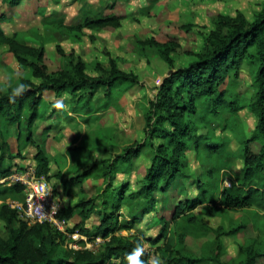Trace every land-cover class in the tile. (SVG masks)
<instances>
[{"label":"trees","instance_id":"1","mask_svg":"<svg viewBox=\"0 0 264 264\" xmlns=\"http://www.w3.org/2000/svg\"><path fill=\"white\" fill-rule=\"evenodd\" d=\"M4 1L16 4L20 0ZM81 12L82 19L77 24L64 26L62 21L57 22L75 39H80L83 28H118L121 25L120 16L103 15L102 11L96 14L92 7H85V3ZM215 25L205 36L200 51L186 52L194 57L193 60L179 67H172L171 57L179 46L177 43L146 40L145 43L154 46L172 70L143 108V138L126 146L113 158L96 161L89 158L93 145L87 146L85 142L67 151V154L82 153L81 170L69 167L65 173L58 171L53 175L60 180L64 195L70 196L73 184L84 177L103 178L104 191H108L117 171L141 174L133 193L126 196L128 185L121 184L114 193L116 201L109 205L103 201L104 212L99 225L90 230L82 221L76 224L75 228L87 236V242L102 238L101 248H70L62 232L48 223L29 225L21 221L16 211L3 202L0 220L8 227V234L6 237L0 234V264H128L127 256L139 245L143 233L123 236L117 232L132 229L136 232L140 217L119 221L116 213L122 204L140 206L142 216L152 212L156 210L158 194L160 209L166 212L170 208V217L166 220L160 216L158 234L148 239L156 246L163 264H264V4L252 20L241 12L235 16L219 14ZM28 35L37 38L36 31L6 36L0 29V44H6L20 66L29 69L23 76L9 73L14 79L9 76L8 85L0 87V177L11 173L10 167L2 165L4 152L18 157L34 143L32 127L44 102L45 91H53L56 95L68 93L72 108L81 113L80 104L91 105L99 88H104L102 108L106 109L119 85H124L122 95L140 82L135 73L120 69L107 52L108 67L95 62L97 75H89L79 56L73 51L65 53L59 46L57 52L62 57V66L56 72H49L43 39L40 38L39 47H30L25 43ZM242 65H246L251 74L252 98L244 95V89H239ZM31 77L40 82L33 83ZM20 85L24 86L23 90L16 94ZM245 108L257 119L249 136L239 117V112ZM26 109L28 116L24 118ZM215 124L221 130L230 131L238 144L235 151L216 133ZM13 131L16 132L15 148L9 140ZM190 146L198 162L206 166L200 172L188 168L186 150ZM144 148L152 150L146 168L134 163V158ZM34 159L36 175L50 179L43 144L36 147ZM237 159L243 161L241 168L236 167ZM225 177L231 180L229 187L222 184ZM8 187L11 192L23 193V186L18 183ZM92 204L90 198L79 200L72 207H62L59 217L69 219L79 211H89ZM199 206H203V214L211 217L243 211L248 222L238 223L228 231L222 226L213 228L194 213ZM109 207L111 211L107 210ZM14 224L17 227H13ZM241 230L245 238L238 245V257L233 258L222 238L236 236ZM139 260L148 264L144 253Z\"/></svg>","mask_w":264,"mask_h":264},{"label":"rangeland","instance_id":"2","mask_svg":"<svg viewBox=\"0 0 264 264\" xmlns=\"http://www.w3.org/2000/svg\"><path fill=\"white\" fill-rule=\"evenodd\" d=\"M101 1V4L97 7L105 5L112 0ZM79 2L85 3L86 0H79ZM129 2L133 3V7L137 8H134L129 14L124 15V13L128 11L125 10L128 9V4L131 5ZM262 2V0H122V2L119 3L117 1L116 4H119V7H116V11L122 13V16L124 15L121 26L111 30L110 34H101L99 42L107 43V45L99 44L103 49H109L112 54L117 55L115 61L119 68L123 71L135 73L139 77L140 82L132 86L122 95H120V92L124 88V85H119L113 92V100L110 102L109 108H102L105 103L103 95L105 92L104 88H99L97 90L91 105L84 103L80 104L79 107L82 112L80 116H78L79 122L73 118L75 121L70 125L73 128L76 139L80 138L81 143L87 142V146L93 145L95 147L93 149V155L97 159L113 158L115 154L122 152L126 146L131 145L134 141L141 140L144 135L145 123L143 108L147 105V99L155 94L156 87L161 84L163 78L172 70V68H170L158 55L156 48L152 45H147L145 41L152 40L159 43L174 41L177 43L179 46L172 52L171 57L173 60L172 67H179L187 64L194 58L186 52H198L201 50L205 36L216 26L217 15L235 16L238 12H241L247 19L252 20L255 17L254 11L262 5ZM85 7H89V5L85 4ZM97 7L92 6V12L96 14L100 13L97 12ZM54 16V19L58 18L57 15ZM87 49L89 50H83L85 54L90 52V47ZM104 52L103 50L101 52L103 57H105ZM86 58L88 61V64H86L87 73L90 75H97V72L94 70V64L98 61L93 60L97 59L96 56L93 57V54L90 53ZM49 64L53 67L59 64L61 68L62 61L58 58L55 60L51 59ZM102 65L105 68L108 67L107 64ZM9 76H11V79H14L13 75L10 74ZM239 80V89H244V95L248 98H252V79L246 65H242L240 68ZM66 97L67 99H71L69 95ZM71 106L72 105L69 104V109H71ZM27 113V109L23 111L24 118L28 116ZM45 113L46 109L43 102L38 109L36 123L37 121H41ZM240 115L242 128L244 129L248 121L245 119L244 115H242V112ZM34 125L35 123L32 127L33 135L35 132ZM216 125L217 124H215V126L213 125V127L215 130H218L219 128ZM15 135L16 132L13 131L9 137L14 148L16 145ZM247 135L249 136L250 133L248 132ZM59 138L60 137L57 135V140H59ZM76 153L82 154L81 152ZM150 154L151 151L148 148L143 149V151L134 158L135 165L146 168L150 162ZM27 155L30 156V152H27ZM3 157L2 165L10 167L11 173L14 171H22L28 166L33 167L31 156L29 157V164H16L15 159L21 157V155L16 157V154H9L7 151L4 152ZM191 163L198 164L197 161L193 159H191ZM33 168L35 169V167ZM195 170L200 172L201 168L197 167ZM116 174H123L120 177L126 176V174L120 171H117L115 176ZM140 177L141 174L137 171L131 172L130 178L134 186L138 185ZM46 181L49 183V179H46ZM8 188V185L0 183V200L5 202L9 199L17 201L23 199V193L11 192ZM193 190L194 189L191 191ZM108 191H104L105 197L108 196L106 195ZM55 193L57 195L56 190ZM58 198L62 206L61 203L63 198ZM112 201V199L111 201H107V204L109 205ZM171 205L172 203L169 204V207H171ZM169 210L170 208H168L166 212L160 211L159 216L163 215L166 220L169 219ZM224 216L226 217V222L229 223V229L238 223L248 222L246 212L243 211H232ZM145 225L146 224H143L142 226L145 227ZM159 225L157 220L154 225L156 227H154L155 229H153V231L149 230V228L146 230L140 229L138 225V230L136 232L134 229L132 230L138 234L143 233L142 237H144V235L154 237V233H156V235L158 234L157 229L160 227ZM147 226L149 225L147 224L146 227ZM242 231L244 230H241L234 238L243 241L245 234ZM0 234L2 236L8 234V227L1 225ZM63 236L65 237V242L66 240L72 242L76 241L78 246L84 248L86 242L83 239H73L66 235ZM222 240H225L223 241V243L225 242V247L229 245H232V247L234 246L235 241L228 240L224 236ZM143 241H147L151 244L149 239H143ZM102 243L101 239L92 240L89 243L90 245L88 247L86 246V248L99 250ZM151 245L153 248L156 247L153 244Z\"/></svg>","mask_w":264,"mask_h":264},{"label":"crops","instance_id":"3","mask_svg":"<svg viewBox=\"0 0 264 264\" xmlns=\"http://www.w3.org/2000/svg\"><path fill=\"white\" fill-rule=\"evenodd\" d=\"M117 1L118 3L122 2V0H116V2ZM262 1V5H260L259 8L254 11V15H256L261 10L264 4V0ZM101 2V0H86L85 4H88L90 7H97L101 4ZM116 2L111 3L109 1L105 5L97 7L96 10L98 9L97 12L102 11L103 15L120 16L121 23L125 14H129L130 12H132V10H134V8H137L133 7V3L129 2L131 5L128 4V9H125L128 11H126V13H124V15L122 16V13H118L116 11V7H119V4H116ZM83 5L84 3H80L79 0H20L19 3L16 4L0 0V29L6 36H12L15 33H28L30 31H36L37 38L32 35H28L25 37V43L30 47L37 48L41 45L42 42L40 38L43 39V47L48 54V60L45 61V64L48 67L49 72H56L60 69L59 64L54 67L49 64L51 59L55 60L58 58L62 61L61 55L57 52V46H59L65 53L73 51L76 56H79L85 62V64H88L86 56L88 57L90 53H92L93 57L96 56L97 58L93 60H97L101 64L108 65V56L106 55V52L113 59H115L117 55L112 54L109 49H103L100 44L107 45V43H100L99 40L101 38V34H110L111 30L117 28H83L82 36L80 37V39H75L71 34L68 33L65 28L60 27L57 23L58 21H62V25L64 26L79 23L82 19L81 8L83 7ZM54 15H57L58 18L54 19ZM88 47H90V52L85 54L83 50L88 51ZM102 50L103 52L105 51V57L101 55ZM9 73H14L17 76H23L29 73V69L22 68L20 66L18 60L9 53V48L6 44H0V87L3 88L8 85ZM30 79L35 84H38L40 82V79L35 77H31ZM67 95L69 94L61 93L60 95H56L53 91L50 90L44 92L42 99L44 101L46 113L44 114V116H42L41 121H37L36 123L37 117L34 120V143L29 144L21 152V157L16 158L15 161L16 164H29V157L31 156L33 167H35L36 162L34 156L36 154V147L42 144L44 145L48 158V175L52 176L49 179V183L50 185L52 184L51 186L54 188V190L57 191V196L63 198L61 203L62 207H72L79 200H85L89 198L93 199V204L91 205L89 211H79L78 214H75L71 218H65L67 230L70 233L77 231L80 236L84 237L87 240V236L82 235L78 231V229L75 228L76 224L82 221L83 226L86 229H93L95 226L99 225L101 214L104 212V207L102 205L103 201H111V199L116 201L114 193L121 184L128 185L125 194L126 196L133 193L136 190L137 185L134 186V184H132L131 182V172H129L128 174L125 172H121L126 174V176L120 177L123 174H116L115 179L112 182V187L109 189L108 194H106L108 196L105 197L103 178L88 176L73 184L72 194L70 196L64 195L60 180L53 175L58 171H60L61 173H65L69 169V167H72L73 170H81L79 169V159L82 158V155L77 154L76 151L71 154H67V151L69 149L78 148L84 144V142L81 143L80 138L76 139L73 128L70 126L71 124H73V121H75L73 118H75L76 121L79 122L78 116H80V113L75 112L76 110H74L72 106L71 109H69V104L71 105L72 101L71 99H67ZM241 112L242 115H244L245 119L248 121V124L246 123V126L244 127V132L246 135L248 134V132L251 134L256 126L257 119L255 115L246 108L241 110L239 112V115L241 114ZM218 130H216V133L225 138L229 148L232 151H235L238 147V144L233 139L230 131L221 130L220 128ZM57 135L58 137H60L59 140H57ZM93 149L94 148L89 151L90 160H100L93 155ZM148 149L151 151L150 156H152V150L150 148ZM27 152H30V156H28L29 154L27 155ZM186 157H188L187 162L190 171L195 170L197 167L201 168V170H204L206 168V166L201 165L196 159L195 152L192 146H190L186 150ZM191 159L196 160L198 164L191 163ZM242 166L243 161L241 159H237L236 167L241 168ZM140 180L141 177L138 180V183ZM156 198L158 200L156 210L144 214L143 216L142 214H140V206H128L126 204H122L116 213L119 221L129 220L132 217H140L139 221L137 222L138 227L143 230L149 228V230L153 231V229H155L154 227H156L154 226L155 223L160 218V216H162H159V212H164L160 209V194L156 195ZM106 205L108 204L106 203ZM107 210L111 211L110 207ZM230 212L232 211L226 212L221 216L211 217L203 214V206H199L194 210V213L200 215L202 221L207 225L213 228L222 226L226 231L229 230V223L226 222V217L224 215H227V213ZM143 224H148L149 226L146 227L145 225V227H143ZM1 225H5L2 220H0V226ZM13 227H17V224H14ZM117 233L125 236L135 234L133 230H121ZM154 234L156 236V233ZM6 236L7 235H5L4 237ZM154 237H148V235H144V237H141V241L148 238L153 239ZM224 237H226V239L228 240L235 241L233 247L232 245H229L228 247H226V249L233 258H237L239 254L238 245L242 244L243 241L237 240L232 235H225ZM98 239H101L103 242V239L100 237L94 238L93 240Z\"/></svg>","mask_w":264,"mask_h":264},{"label":"built area","instance_id":"4","mask_svg":"<svg viewBox=\"0 0 264 264\" xmlns=\"http://www.w3.org/2000/svg\"><path fill=\"white\" fill-rule=\"evenodd\" d=\"M0 183L8 186L18 183L23 186V199L19 201L10 199L5 201L16 211L21 221L29 225L36 222L48 223L55 230L62 232L67 237L83 239L86 242L84 248L92 250L91 248H86V246L90 245V242H87L77 231L70 233L67 230L66 220L59 217V211L62 206L54 188L46 181L45 177L36 175L33 167L28 166L22 171H14L6 177H0ZM222 184L229 187L231 185L230 178L225 177ZM1 203L3 201H0ZM65 243L70 248H82L76 244V241L66 240ZM139 245L143 249L142 253L148 257V264H151V261L156 258L159 259L160 264H163L158 252L150 243L141 241Z\"/></svg>","mask_w":264,"mask_h":264},{"label":"clouds","instance_id":"5","mask_svg":"<svg viewBox=\"0 0 264 264\" xmlns=\"http://www.w3.org/2000/svg\"><path fill=\"white\" fill-rule=\"evenodd\" d=\"M23 85H20L18 89L15 90L16 94L23 90ZM143 249L140 245H137L136 248L127 256L128 264H144L143 261L139 260V256L141 255ZM151 264H160L158 258L153 259Z\"/></svg>","mask_w":264,"mask_h":264}]
</instances>
